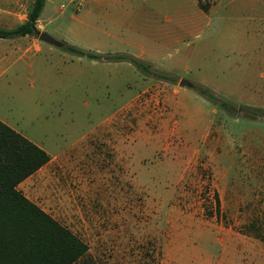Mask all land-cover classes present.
<instances>
[{
	"label": "rangeland",
	"instance_id": "obj_1",
	"mask_svg": "<svg viewBox=\"0 0 264 264\" xmlns=\"http://www.w3.org/2000/svg\"><path fill=\"white\" fill-rule=\"evenodd\" d=\"M195 1L47 0L45 33L112 58L44 43L31 61L48 76L45 104L11 115L59 156L20 190L88 245L76 264H215L222 228L264 238V0H198L222 4L211 14ZM223 185L251 201L219 213Z\"/></svg>",
	"mask_w": 264,
	"mask_h": 264
},
{
	"label": "trees",
	"instance_id": "obj_2",
	"mask_svg": "<svg viewBox=\"0 0 264 264\" xmlns=\"http://www.w3.org/2000/svg\"><path fill=\"white\" fill-rule=\"evenodd\" d=\"M47 0H35L28 20L15 29L0 27V38L31 36L39 38L38 21ZM207 11L208 6L203 5ZM66 51L90 60L107 61L112 58L71 45ZM116 61H127L146 76L176 83V78L158 74L152 65L141 59L118 55ZM220 104L228 112L235 108L214 93L194 84L193 88ZM51 158L41 148L0 121V264H76L89 251L88 245L69 228L63 226L37 204L27 198L19 185L37 173Z\"/></svg>",
	"mask_w": 264,
	"mask_h": 264
},
{
	"label": "crops",
	"instance_id": "obj_3",
	"mask_svg": "<svg viewBox=\"0 0 264 264\" xmlns=\"http://www.w3.org/2000/svg\"><path fill=\"white\" fill-rule=\"evenodd\" d=\"M112 1H120L122 4L126 2V0ZM34 3L35 0H0V27L11 30L23 25L28 20ZM195 3L204 14L218 12L222 7V4L220 6H212L211 8L208 6V10L205 11L201 7V2L198 5V0H196ZM135 6V8L129 9V12L137 10L138 6ZM153 10L158 12L159 8L156 7ZM167 22H170V20L167 19ZM37 26L41 33L46 32V26L40 24V19ZM44 43L39 38L31 36L9 39L0 38V121L43 149L51 158V162L59 156L51 154L45 148L44 143L40 139H37L36 136L29 135L22 129H19V122L15 120L14 116H11L17 105L25 107V104H45L44 96L47 92L46 84L48 76L39 67L33 69V62L31 61L34 56L33 54L41 52L44 49ZM49 52H54L53 48H49ZM32 75L35 76L33 80L30 79ZM30 82L34 84L33 87L31 86L34 93L28 92L27 86ZM164 85H166L164 87L169 92L168 101L170 104H173L170 86L166 83ZM180 89L175 86L173 94H178ZM22 117L25 118V116ZM111 141L124 143V140L117 136L112 138ZM123 149L127 151V146L123 147ZM31 177L21 183L19 189ZM222 187L223 196L217 195L216 197L219 213H221V210L233 209L235 205H243L246 201H251L250 198L252 197H244L236 192L229 193L226 191L224 185ZM226 230V234H228L226 236L223 235L225 233L223 228L217 234L220 250L216 256L215 264H264V238L260 234L253 237L255 238L254 240H245L244 238L229 236L230 228Z\"/></svg>",
	"mask_w": 264,
	"mask_h": 264
},
{
	"label": "water",
	"instance_id": "obj_4",
	"mask_svg": "<svg viewBox=\"0 0 264 264\" xmlns=\"http://www.w3.org/2000/svg\"><path fill=\"white\" fill-rule=\"evenodd\" d=\"M39 39L45 43H48V44H51L53 46H56V47H60V48H65V44L54 39L53 37H51L49 34L43 32L40 34V37ZM180 86L181 87H185V88H189V89H193L194 88V84L190 81H187V80H182L180 82Z\"/></svg>",
	"mask_w": 264,
	"mask_h": 264
},
{
	"label": "built area",
	"instance_id": "obj_5",
	"mask_svg": "<svg viewBox=\"0 0 264 264\" xmlns=\"http://www.w3.org/2000/svg\"><path fill=\"white\" fill-rule=\"evenodd\" d=\"M81 2H84V1H86V0H80ZM64 8V7H63Z\"/></svg>",
	"mask_w": 264,
	"mask_h": 264
}]
</instances>
